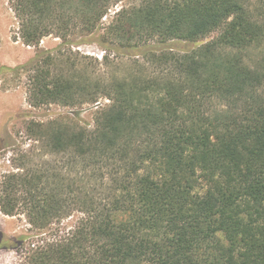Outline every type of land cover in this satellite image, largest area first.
I'll list each match as a JSON object with an SVG mask.
<instances>
[{
	"label": "trees",
	"instance_id": "16d2710c",
	"mask_svg": "<svg viewBox=\"0 0 264 264\" xmlns=\"http://www.w3.org/2000/svg\"><path fill=\"white\" fill-rule=\"evenodd\" d=\"M12 1L22 42L37 46L98 33L124 0ZM131 2L107 26L111 40L96 39L132 59L127 72L95 75L62 50L1 68L29 73L31 106L73 110L29 121L33 142L0 181L1 212L43 234L14 247L25 264H264V61L241 53L263 24L249 0ZM86 104L92 124L75 111ZM70 217L67 232L50 231Z\"/></svg>",
	"mask_w": 264,
	"mask_h": 264
},
{
	"label": "rangeland",
	"instance_id": "374dc122",
	"mask_svg": "<svg viewBox=\"0 0 264 264\" xmlns=\"http://www.w3.org/2000/svg\"><path fill=\"white\" fill-rule=\"evenodd\" d=\"M133 4L131 0L120 1L110 7L108 13L102 18L98 33H89L77 28L74 33L67 35L70 42L63 36L50 34L41 39L37 46L25 45L19 36V21L13 11L12 0H0V181L8 172L16 171V160L20 153H24L33 141L29 140L25 131L26 124L31 120L50 119L58 113H69L71 108L46 104L33 107L28 100V75L22 69L2 71V67H17L25 64L41 50L52 54L62 50L67 55L88 63L95 75L113 76L127 72L132 59L123 57L116 51L99 44L96 39L106 37L110 39L106 28L114 17V13L122 6ZM248 7L258 22L264 26V0H249ZM211 33L199 42L180 40L173 42L175 51H189L216 37ZM111 40V39H110ZM244 61L250 66L264 61V37L255 46L241 52ZM132 66V65H131ZM100 105L108 102L99 98ZM94 105L86 104L75 109L83 121L92 124L94 119ZM76 222V217H70L56 223L53 229L60 233L67 232ZM31 235L33 239L42 237L40 231L32 229L26 216L19 213L14 216L5 215L0 210V264H25L22 247L15 248V242L20 236ZM52 235V234H51ZM14 247V248H13Z\"/></svg>",
	"mask_w": 264,
	"mask_h": 264
}]
</instances>
